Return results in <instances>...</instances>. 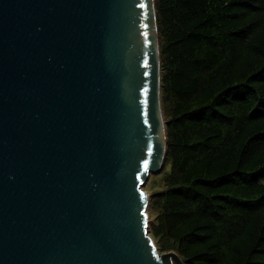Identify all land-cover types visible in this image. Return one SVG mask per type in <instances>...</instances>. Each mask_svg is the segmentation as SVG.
<instances>
[{
	"label": "water",
	"instance_id": "obj_1",
	"mask_svg": "<svg viewBox=\"0 0 264 264\" xmlns=\"http://www.w3.org/2000/svg\"><path fill=\"white\" fill-rule=\"evenodd\" d=\"M160 90L154 0H0V264H183L143 190Z\"/></svg>",
	"mask_w": 264,
	"mask_h": 264
},
{
	"label": "trees",
	"instance_id": "obj_2",
	"mask_svg": "<svg viewBox=\"0 0 264 264\" xmlns=\"http://www.w3.org/2000/svg\"><path fill=\"white\" fill-rule=\"evenodd\" d=\"M154 4L167 156L149 235L183 264H264V0Z\"/></svg>",
	"mask_w": 264,
	"mask_h": 264
},
{
	"label": "rangeland",
	"instance_id": "obj_3",
	"mask_svg": "<svg viewBox=\"0 0 264 264\" xmlns=\"http://www.w3.org/2000/svg\"><path fill=\"white\" fill-rule=\"evenodd\" d=\"M161 173L162 172H160L158 175H150L149 176L145 186H143V190L147 193V195L151 194V192H152V189H150V188H151V186H153V179H151V178L152 177H159L162 175Z\"/></svg>",
	"mask_w": 264,
	"mask_h": 264
}]
</instances>
